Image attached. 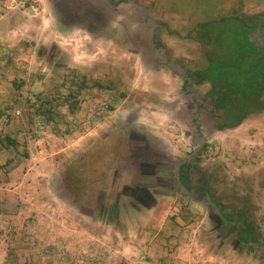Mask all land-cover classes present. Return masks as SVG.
<instances>
[{
	"label": "rangeland",
	"instance_id": "1",
	"mask_svg": "<svg viewBox=\"0 0 264 264\" xmlns=\"http://www.w3.org/2000/svg\"><path fill=\"white\" fill-rule=\"evenodd\" d=\"M194 1L140 0L188 69L201 54ZM54 4L0 0V140H17L0 142V264H264L240 242L243 226L223 228L174 183L131 166L142 144L140 162L171 179L195 148L183 77L149 63L153 31L102 0L77 12H104L105 28H66ZM206 124L193 185L235 206L264 240V118L222 132Z\"/></svg>",
	"mask_w": 264,
	"mask_h": 264
},
{
	"label": "trees",
	"instance_id": "2",
	"mask_svg": "<svg viewBox=\"0 0 264 264\" xmlns=\"http://www.w3.org/2000/svg\"><path fill=\"white\" fill-rule=\"evenodd\" d=\"M247 5H254V10L248 11ZM194 7L188 8L190 16L199 22L190 37L201 54L190 73L195 86H207L208 104L221 116L216 130H235L247 121L262 120L264 0H196ZM0 142L7 148L17 145L9 136ZM240 225L248 231L253 226L247 218ZM243 235L242 229L238 236Z\"/></svg>",
	"mask_w": 264,
	"mask_h": 264
},
{
	"label": "flooded vegetation",
	"instance_id": "3",
	"mask_svg": "<svg viewBox=\"0 0 264 264\" xmlns=\"http://www.w3.org/2000/svg\"><path fill=\"white\" fill-rule=\"evenodd\" d=\"M123 1H125V0H111V2L116 4V5L120 4ZM54 2H55V4H54L55 8L54 9L57 12L56 14H57L58 20L60 22V25L66 27V28H71L72 26H75L79 23L82 24L85 22L91 24V27H93V28H95V27L105 28V26H106L107 22H106V19L104 17V13L102 11H96L95 12V10L86 9L85 10L86 14H84V16H83V15H80L79 12L70 8V6H67L66 3H60L56 0H54ZM141 4H143L144 6H147L143 2H141ZM156 22L159 24V26L163 32V29L165 26L162 23H160L158 20ZM156 39H157V36H156ZM157 47H159V48L162 47L166 50V56L169 59V61H172L178 65L183 66L179 59H171L169 49L167 46L163 45V43L159 42ZM184 68H185L187 74L189 75V77L191 78V84H190L191 91H188L186 89V87L188 85V81H184L182 93L186 97L187 106H188V102H190V104L194 106L195 103H198L199 98H196V96H193V94L200 93V90H199L200 87H197L194 85V82H193L192 77H191L190 69H188V67H184ZM201 87H204V86H201ZM205 94H206V91L204 94H201V97H200V99L203 100L204 103L203 104L198 103V106L195 107L194 114L191 117L193 119V122H196L195 114L199 113V119H201L202 122L205 121L203 123L204 124L207 123L206 125L209 126V129H211L212 131H215V132H219L216 130L215 126L221 120V116L219 115V112L214 107H211L208 104V101H207ZM191 99H192V101H191ZM203 108H207L209 111H212V113H210L209 115L203 114L202 113ZM187 113H188V111H187ZM197 132H200V130H197ZM207 147H208V140L206 141V144H205L203 150L199 153L200 156H201V153H203L207 149ZM142 148H143L142 144H138V143H136L135 145L132 146V152H131V158H130L132 168L139 171L142 175L156 177L157 183H175L177 171H175V175L173 176V178L164 179L163 177L156 176L157 170H155V171L153 170L154 166L152 164L146 163L143 161L140 162V155H141L140 153L142 151ZM194 150H195V148H194ZM194 150L192 151V153L194 152ZM199 157L196 158V160L193 164L188 163V162L181 163L180 170H179V172H180L179 178L184 185H185V183H189L186 185L188 188H195L198 192L207 193V191L201 189L198 186L195 187V185H193V183H196L194 180V175H195V172L197 170V163H198ZM116 175H119V173L114 174V176H116ZM135 190H137V189H135ZM135 192L138 193V191H135ZM207 194H209L211 196L212 200L216 203V205L220 209V213L219 214L217 213L216 215L219 218V220L221 221L223 228L229 229L230 227H238V228L241 227L240 220H244L245 218L243 216L240 217L237 215V211H236L237 209L235 206L221 203L211 193H207ZM147 196L149 198H152V195L150 196L148 194ZM253 228L254 227L252 226L249 231L246 228L245 229L242 228L244 230L245 235H243L241 237L238 236L240 242H243V244H245L247 246V248L250 250L254 248V246H250L251 242L254 244H260L261 246H264V240L258 239L255 236V232H254ZM238 234H239V232H238ZM262 241H263V243H261ZM256 247L258 249L259 255L261 257L264 256V250L261 251L259 246H256Z\"/></svg>",
	"mask_w": 264,
	"mask_h": 264
},
{
	"label": "water",
	"instance_id": "4",
	"mask_svg": "<svg viewBox=\"0 0 264 264\" xmlns=\"http://www.w3.org/2000/svg\"><path fill=\"white\" fill-rule=\"evenodd\" d=\"M56 1L60 3H66L67 6H70V8H72L73 10L79 11V9L81 8V3H83L84 0H56ZM102 2L104 6L115 15L124 14L129 10L134 11L137 14L139 20L142 23H144L149 30L153 31L151 35V39H150L151 48L153 51V56L149 62L150 65L156 69L165 68L170 72L178 71L179 74L183 77L184 81H188V85L186 89L188 91H191V87H190L191 78L187 74L185 68L172 61H169V59L166 56V50L163 48L157 47L161 39V28L159 24L156 22V19L154 18L150 10H148L146 6L141 4L139 0H125L118 5L112 3L111 0H102ZM86 9H90V8H85V10ZM156 36H157V39H156ZM193 96H196V98H199L198 103L200 104L204 103V101L200 99L201 97L200 93L193 94ZM198 103H195L194 108L198 106ZM202 113L209 115L210 113H212V111H209L207 108H203ZM195 119H196V122H193V121L190 122L191 126L196 131L193 137V145L195 147V150L193 153L189 155L187 159V162L191 164L195 162L196 158L199 156V153L203 150L206 144V141L208 139L206 130L202 123V120L199 119V113L195 114ZM197 130H200V132H197ZM174 165L177 167V170H176L177 173H176V178H175V183H174L175 192L179 196L186 197L188 199L201 203L205 205L210 211L219 214L220 209L216 205V203L212 200L209 194L198 192L195 188H188L186 185L189 183H185L184 185L181 182L179 178L180 176L179 170H180L181 163L174 162ZM261 243H263V241ZM250 246H259L261 251L264 250V246H261L260 244H254L251 242Z\"/></svg>",
	"mask_w": 264,
	"mask_h": 264
}]
</instances>
